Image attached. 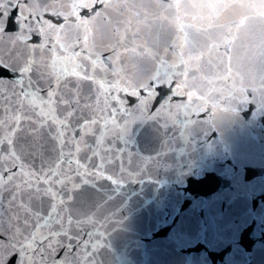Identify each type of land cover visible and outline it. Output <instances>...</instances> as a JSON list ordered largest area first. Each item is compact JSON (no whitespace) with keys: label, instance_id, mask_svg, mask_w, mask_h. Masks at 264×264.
<instances>
[{"label":"snow or ice","instance_id":"obj_1","mask_svg":"<svg viewBox=\"0 0 264 264\" xmlns=\"http://www.w3.org/2000/svg\"><path fill=\"white\" fill-rule=\"evenodd\" d=\"M213 93L264 108V0H0V264H97L132 134Z\"/></svg>","mask_w":264,"mask_h":264},{"label":"water","instance_id":"obj_2","mask_svg":"<svg viewBox=\"0 0 264 264\" xmlns=\"http://www.w3.org/2000/svg\"><path fill=\"white\" fill-rule=\"evenodd\" d=\"M45 18L63 23L54 15ZM233 18L238 23L242 17ZM174 34L173 29L167 38ZM108 35L118 39L114 29ZM154 38L155 33L149 42ZM131 40L129 33V46ZM143 42L142 33L137 43ZM213 97L217 108L212 101L207 105L218 111L213 119L193 108L175 127L169 121L171 131L148 125L132 134L128 149L157 165L111 193L104 214L114 215L97 264H264V108L232 102L235 111L219 112L229 106L227 93ZM100 183L109 191L115 187Z\"/></svg>","mask_w":264,"mask_h":264}]
</instances>
